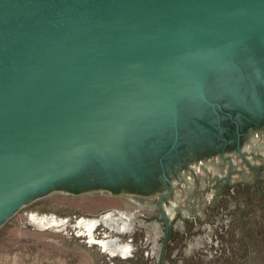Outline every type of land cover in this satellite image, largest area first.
Listing matches in <instances>:
<instances>
[{
    "label": "water",
    "instance_id": "1",
    "mask_svg": "<svg viewBox=\"0 0 264 264\" xmlns=\"http://www.w3.org/2000/svg\"><path fill=\"white\" fill-rule=\"evenodd\" d=\"M254 29L264 38V0H0V160L11 161L0 164V205L10 187L39 178L37 159L169 106L129 124L126 135H146L136 137L144 147H114L121 183L48 195L135 202L140 264L251 262V253L241 258L245 239L264 232L260 38L241 42L202 82ZM191 82L201 89H184ZM250 240L257 252L259 239Z\"/></svg>",
    "mask_w": 264,
    "mask_h": 264
},
{
    "label": "rangeland",
    "instance_id": "2",
    "mask_svg": "<svg viewBox=\"0 0 264 264\" xmlns=\"http://www.w3.org/2000/svg\"><path fill=\"white\" fill-rule=\"evenodd\" d=\"M135 213L136 203L118 194L44 196L0 226V264H140L137 243L130 241ZM106 214L121 217L119 224L107 226L101 220ZM92 219L97 223L90 228ZM122 224L126 228L118 231ZM261 236L257 252H251V262L245 264H264V232ZM113 238L129 249L113 251L102 243Z\"/></svg>",
    "mask_w": 264,
    "mask_h": 264
},
{
    "label": "flooded vegetation",
    "instance_id": "3",
    "mask_svg": "<svg viewBox=\"0 0 264 264\" xmlns=\"http://www.w3.org/2000/svg\"><path fill=\"white\" fill-rule=\"evenodd\" d=\"M255 37L260 38V41L264 46V38H262L261 33L258 29H254L251 35L246 36L242 41L235 43L229 50H224L211 65L206 67L204 80L202 82V89H204V83L208 78L210 70H212L216 66L223 64V62L227 58L232 57L234 49L241 42L250 40ZM194 87L197 89H201L197 82H191L184 89H191ZM157 111L167 112L173 111V109L169 106H166L158 109H153L148 112L136 114L125 120L122 124L115 123L110 126L94 144H86L76 148H72L55 159L46 161L37 159L36 162L34 161V164L36 165L33 166V168L35 171L40 173L39 178L27 182L24 186L20 187L17 190H12V187H10L9 194L1 203L2 205H0V226L6 222L13 210L19 209L20 206L25 205L26 203H30L31 201L38 200L45 195L56 192L59 188H65V190L77 188L79 191H81L82 189L89 191L97 187L107 188V186H112V182H114L113 180H117L119 183H121L122 175L118 173L117 175H113L115 174V170L119 169L117 168L119 167L117 161H119V159H122L118 152L113 151L114 147L119 146L123 154L124 152L133 153L132 150H134L135 147L139 149L144 147V143L147 138H136L137 136H140L142 138V135L144 134L133 135L134 137H130L129 135H126V129H128L129 124L132 121L138 119V116H140V114H152ZM173 114L175 116L174 112ZM174 120L177 122V114L174 117ZM113 131H119L120 133L116 134L113 133ZM5 161L11 162L10 159L5 158L0 160V164L2 163L1 165L3 166L5 164ZM12 161H14V159H12ZM162 161L163 159H161V163ZM15 162H18V164H20V162L24 163L21 160H16ZM84 165H93L97 168L94 169L95 172H90L87 176H84L82 174V168ZM78 171L80 172L77 173ZM71 174L75 175L72 176ZM104 216H108L111 219L110 223L115 222L119 224L117 218L119 220L121 219V217L119 218L114 216L113 218L110 214L103 215L101 217V220L109 227H111V224H109L105 220ZM92 220L96 221V225L97 220ZM126 226L127 224H122L120 226L118 225L117 229L118 231H122L126 228ZM113 239H115V242H117L118 240L116 238Z\"/></svg>",
    "mask_w": 264,
    "mask_h": 264
},
{
    "label": "bare ground",
    "instance_id": "4",
    "mask_svg": "<svg viewBox=\"0 0 264 264\" xmlns=\"http://www.w3.org/2000/svg\"><path fill=\"white\" fill-rule=\"evenodd\" d=\"M104 218H105V220L109 223V224H112V223H110L111 222V219L107 216V217H105L104 216ZM114 218V217H113ZM118 220V219H117ZM90 221V220H89ZM82 223V222H81ZM89 225V227L90 228H92V226H94V224H95V221H93V222H90V223H88ZM105 246H111V247H114L112 250L113 251H121V252H126L128 249H129V247H125V248H122L121 246H119V244H118V242H115V239H109L108 241H103L102 242Z\"/></svg>",
    "mask_w": 264,
    "mask_h": 264
},
{
    "label": "trees",
    "instance_id": "5",
    "mask_svg": "<svg viewBox=\"0 0 264 264\" xmlns=\"http://www.w3.org/2000/svg\"><path fill=\"white\" fill-rule=\"evenodd\" d=\"M264 228V227H263ZM261 234H263V231L261 230L257 235L256 233H251V235L249 234L248 236V240H246L245 238V243H244V249L243 252L241 254V258H244L245 256H249V254L251 253V245H252V241L250 240V237L254 238V239H261L262 236ZM250 257V256H249ZM250 262V260L248 261V263Z\"/></svg>",
    "mask_w": 264,
    "mask_h": 264
}]
</instances>
